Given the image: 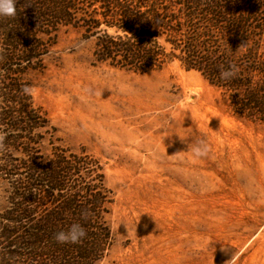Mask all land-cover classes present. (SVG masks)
Returning a JSON list of instances; mask_svg holds the SVG:
<instances>
[{
  "label": "rangeland",
  "instance_id": "obj_1",
  "mask_svg": "<svg viewBox=\"0 0 264 264\" xmlns=\"http://www.w3.org/2000/svg\"><path fill=\"white\" fill-rule=\"evenodd\" d=\"M94 48L61 26L24 79L49 120L38 160L54 146L86 157L109 191L102 263L264 264V120L178 61L140 73L96 61ZM201 139L209 152L194 158ZM6 185L0 176V212Z\"/></svg>",
  "mask_w": 264,
  "mask_h": 264
},
{
  "label": "trees",
  "instance_id": "obj_2",
  "mask_svg": "<svg viewBox=\"0 0 264 264\" xmlns=\"http://www.w3.org/2000/svg\"><path fill=\"white\" fill-rule=\"evenodd\" d=\"M263 8L264 0H19L15 17H0V176L10 183L0 264H103L112 241L109 191L94 163L56 146L38 160L49 120L24 75L42 67L59 27L83 29L95 60L115 67L143 73L178 61L223 89L237 113L264 120ZM232 65L235 75L222 79ZM82 168L92 182H81ZM71 222L86 237L57 243Z\"/></svg>",
  "mask_w": 264,
  "mask_h": 264
},
{
  "label": "clouds",
  "instance_id": "obj_3",
  "mask_svg": "<svg viewBox=\"0 0 264 264\" xmlns=\"http://www.w3.org/2000/svg\"><path fill=\"white\" fill-rule=\"evenodd\" d=\"M19 0H0V17L13 18L17 14V4ZM235 75V65L230 66L228 70L221 72L222 79H230ZM6 133L0 131V148L4 146ZM189 150V148H188ZM191 153L194 158H201L208 154L209 146L205 140H197L191 145ZM87 233L83 225L79 222H71L66 229L55 233L54 239L60 244H77L80 243Z\"/></svg>",
  "mask_w": 264,
  "mask_h": 264
}]
</instances>
